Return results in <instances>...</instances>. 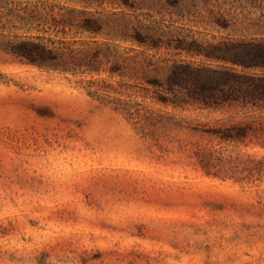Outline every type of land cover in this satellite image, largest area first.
<instances>
[{"label": "rangeland", "instance_id": "1", "mask_svg": "<svg viewBox=\"0 0 264 264\" xmlns=\"http://www.w3.org/2000/svg\"><path fill=\"white\" fill-rule=\"evenodd\" d=\"M240 1L222 12L264 34V2ZM88 10L111 21L103 33L60 38L99 69L42 68L0 46V264H264V174L249 171L264 148L181 127L244 114L174 109L141 77L146 57L160 78L174 58L217 63L145 53L115 35V8ZM185 29L210 42L233 35L216 22ZM198 145L238 179L205 174Z\"/></svg>", "mask_w": 264, "mask_h": 264}, {"label": "trees", "instance_id": "2", "mask_svg": "<svg viewBox=\"0 0 264 264\" xmlns=\"http://www.w3.org/2000/svg\"><path fill=\"white\" fill-rule=\"evenodd\" d=\"M236 1L0 0V39L3 40L0 46L21 60L42 68L73 72L83 67V71L99 69L98 62H88L86 58L76 56L78 51L73 47L76 40L67 41L60 38V34L63 37L71 32L91 36L102 34L111 21L95 16L88 7L94 3L99 6L108 3L116 9L114 15L123 16L122 21H113H119L116 27L118 34L115 35L137 44L143 52L164 50L174 57L185 54L217 63L212 65L205 61L197 63L174 58L166 76L160 78L151 76L159 66L152 58L146 57L141 77L151 81L166 104H171L174 109L185 110L195 106L201 110L232 112L233 117L245 116L241 120L231 118L229 123L213 128L192 122L182 125V128L220 141L264 148V34L257 30L254 33L259 35L249 37L250 32L244 33L249 28H243L244 22L240 18L226 17L222 12L223 6ZM68 2H78L82 6H72ZM244 2L262 5L264 0H241L240 4L244 5ZM202 7L212 20L205 18ZM186 22L197 25L216 22L224 28L232 27L233 35L218 42L201 40L192 30L184 32ZM239 32L243 34L238 35ZM165 60L170 61L171 58ZM194 152L205 174L235 177V172L221 164V158L215 157L212 149L198 145ZM250 164L252 175L264 174V161L252 158Z\"/></svg>", "mask_w": 264, "mask_h": 264}]
</instances>
